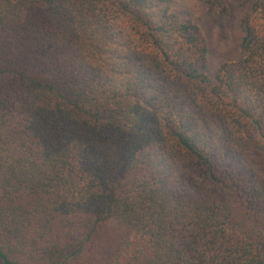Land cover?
<instances>
[{"label": "trees", "instance_id": "1", "mask_svg": "<svg viewBox=\"0 0 264 264\" xmlns=\"http://www.w3.org/2000/svg\"><path fill=\"white\" fill-rule=\"evenodd\" d=\"M176 1L0 0V264H264V0Z\"/></svg>", "mask_w": 264, "mask_h": 264}, {"label": "rangeland", "instance_id": "2", "mask_svg": "<svg viewBox=\"0 0 264 264\" xmlns=\"http://www.w3.org/2000/svg\"><path fill=\"white\" fill-rule=\"evenodd\" d=\"M204 2L177 0L172 9L184 22L197 24L202 29L209 48L207 74L214 79L221 65L237 63L245 58L241 48V23L254 0H226L228 16L225 17H210Z\"/></svg>", "mask_w": 264, "mask_h": 264}]
</instances>
